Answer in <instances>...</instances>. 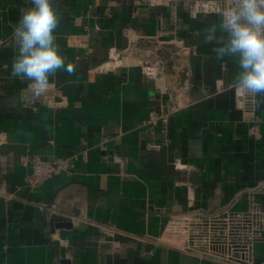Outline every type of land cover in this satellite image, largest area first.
Masks as SVG:
<instances>
[{
    "label": "crops",
    "instance_id": "0c3cea01",
    "mask_svg": "<svg viewBox=\"0 0 264 264\" xmlns=\"http://www.w3.org/2000/svg\"><path fill=\"white\" fill-rule=\"evenodd\" d=\"M138 1L58 0L57 43L75 74L34 98L9 76L27 5L0 0V264H220L165 242L172 219L244 211L251 196L264 207V104L249 105L236 66L202 42L218 17ZM115 53L136 63L105 70ZM151 113L167 124L151 129ZM35 156L73 167L30 191Z\"/></svg>",
    "mask_w": 264,
    "mask_h": 264
},
{
    "label": "clouds",
    "instance_id": "9594fccd",
    "mask_svg": "<svg viewBox=\"0 0 264 264\" xmlns=\"http://www.w3.org/2000/svg\"><path fill=\"white\" fill-rule=\"evenodd\" d=\"M25 4L11 26L16 48L9 76L26 84L21 91L35 98L59 74L73 76L75 66L66 62L57 43L56 30L64 18L58 0H25ZM200 35L218 62L236 66L235 91L251 106L264 104V0H232Z\"/></svg>",
    "mask_w": 264,
    "mask_h": 264
},
{
    "label": "built area",
    "instance_id": "2783aa9c",
    "mask_svg": "<svg viewBox=\"0 0 264 264\" xmlns=\"http://www.w3.org/2000/svg\"><path fill=\"white\" fill-rule=\"evenodd\" d=\"M149 6H164L168 4L183 3L188 5L195 14L219 13L232 4V0H139ZM121 53L111 56L113 61L122 60ZM118 66V65H117ZM116 67V66H115ZM114 67V68H115ZM143 72L151 77L155 76V69L142 64ZM180 94L176 95L170 113L180 106ZM168 114L157 115L151 113L146 124L153 129L158 124H167ZM250 133L256 138L260 137L257 124L250 126ZM152 149L157 144L150 143ZM73 167L69 159H44L35 156L31 160V171L26 177V187L34 191L46 180L69 172ZM258 192L264 196V183ZM168 238L165 242L177 246L183 252L194 254L201 258L220 264H264L256 257V248L264 242V207L257 202L254 196L249 198V207L244 211L231 209L221 210L213 214H204L191 211L172 219Z\"/></svg>",
    "mask_w": 264,
    "mask_h": 264
},
{
    "label": "bare ground",
    "instance_id": "6f19581e",
    "mask_svg": "<svg viewBox=\"0 0 264 264\" xmlns=\"http://www.w3.org/2000/svg\"><path fill=\"white\" fill-rule=\"evenodd\" d=\"M130 56H127L124 61H120V60H116V61H113V62H110V63H107L103 66V68L106 70V69H111V68H114L115 66L117 65H120L121 63H130V59H129ZM136 62V61H134Z\"/></svg>",
    "mask_w": 264,
    "mask_h": 264
},
{
    "label": "rangeland",
    "instance_id": "374dc122",
    "mask_svg": "<svg viewBox=\"0 0 264 264\" xmlns=\"http://www.w3.org/2000/svg\"><path fill=\"white\" fill-rule=\"evenodd\" d=\"M129 59H130V63H136V62H134L135 59L133 57L130 56Z\"/></svg>",
    "mask_w": 264,
    "mask_h": 264
},
{
    "label": "water",
    "instance_id": "95a60500",
    "mask_svg": "<svg viewBox=\"0 0 264 264\" xmlns=\"http://www.w3.org/2000/svg\"><path fill=\"white\" fill-rule=\"evenodd\" d=\"M61 226H65L66 227V226H69V225L68 224H61Z\"/></svg>",
    "mask_w": 264,
    "mask_h": 264
}]
</instances>
